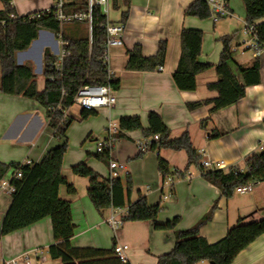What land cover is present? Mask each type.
Here are the masks:
<instances>
[{"label":"crops","instance_id":"1","mask_svg":"<svg viewBox=\"0 0 264 264\" xmlns=\"http://www.w3.org/2000/svg\"><path fill=\"white\" fill-rule=\"evenodd\" d=\"M194 1L139 0L133 6L130 4L129 16L123 23L122 13L118 17H111L112 22L125 25L123 45L110 50L108 64L113 78L120 84L117 90L113 89L117 102L112 109L95 111V119L99 118L100 113L103 115V134L101 132L102 137L99 138L90 127L86 140L95 142L97 147V142L108 138V124L119 125L124 116H139L143 128L147 129L148 114L153 111L162 117L172 139L180 138L188 132L198 153L204 150L205 156L202 159L221 164L222 169L232 166L243 169L246 158L264 146V57L260 58L261 83L248 87L246 96L237 104L213 114H210L211 105L194 111H190L187 105L218 97L217 91L208 88L209 84L218 81L214 68L197 76L195 91H180L174 83L173 74L180 60L181 32L184 29L203 32L199 57L201 63L216 66L223 51L221 39L230 35H235L232 49L238 65L249 67L256 60L254 53L247 49L250 37L245 34L246 8L243 0H229L232 16L219 20H200L185 16V10ZM12 6L17 15L27 16L16 6ZM52 6L53 0H38L36 9L32 12L35 14ZM116 7L119 8L120 4ZM86 32L89 33L86 25L69 24L66 28L67 35L74 38ZM160 41L167 42V57L162 70H126L129 51L141 46L143 55L152 57L157 54ZM63 44L62 34L55 35L48 30H41L29 49L16 55L18 65L33 67L40 92L44 91L46 82L43 76L44 54L49 51L58 58L64 51ZM39 75L42 77L41 85ZM1 76L0 68V85ZM64 115L65 118L71 117L70 109ZM208 118L207 126L202 128L201 123ZM71 126L66 134L68 146ZM215 134L220 136L213 137ZM124 135L126 139H118L110 152L109 163L112 160L130 163L129 167L121 163L125 169L119 177L122 178L124 174L132 179L131 202L144 196L149 205H160L161 212L155 222H127L115 234L107 221L114 215L125 217V213L116 209L99 213L88 197L89 179L72 172L74 166L86 162L102 178L111 179L109 163L108 170L104 173L86 160L91 153L86 156H71L67 151L62 173L74 186L76 193L70 195L63 186L59 194L62 199L71 202L75 225V235L71 240L73 247L112 249L114 243L126 244L129 246L127 263L157 264L160 256L173 250L176 231H186L198 225L215 204L217 208L212 219L199 228L200 235L210 244L225 238L241 218H246L247 222L264 219V183L256 184L250 193L238 194L235 191L231 198L222 197L217 187L202 178L196 166H191L185 172L188 166L185 151L163 149L159 153L150 151L143 154L139 148L146 140L143 132H125ZM62 141L49 126L46 110L41 105L22 96H9L0 91V162L10 164L30 161L38 164L51 149L61 145ZM158 156L168 162L173 173L172 183L162 178L158 169ZM177 173H184V176L179 177ZM10 177L9 175L6 179ZM11 204L12 195L0 189V264L15 258L20 259L21 264H62L60 260H53L48 252L49 247L54 244L52 221L49 217L25 229L2 235L3 222ZM176 217L180 218L176 230L155 229V224H165ZM26 255L30 256L29 260L25 259ZM232 264H264V234L243 250Z\"/></svg>","mask_w":264,"mask_h":264},{"label":"trees","instance_id":"2","mask_svg":"<svg viewBox=\"0 0 264 264\" xmlns=\"http://www.w3.org/2000/svg\"><path fill=\"white\" fill-rule=\"evenodd\" d=\"M246 8V25L253 26L257 40L264 43V0H243ZM0 91L9 96H22L41 105L47 113L49 126L55 131V136L62 141L61 145L51 149L42 162L22 165V163L5 164L0 162V182L10 177V183L15 187L12 194V204L5 216L2 235L25 229L47 217L52 221L54 244L49 247V255L62 264H129L123 263L115 254V243L112 249L75 248L71 240L75 235L71 202L60 197L61 187H66L70 195L76 190L62 173L63 160L68 151L67 131L73 119L65 118V111L75 105L74 100L79 90L86 85L119 88V81L109 78L107 66L102 62L107 32L104 28L107 20L101 10L95 8L92 19V34L86 32L79 37H70L66 33L69 24L86 25V22L62 24L54 15L48 14L40 19H30L28 16L12 19L16 14L12 0H0ZM125 11L122 20L129 16L130 0H122ZM185 16L200 20L211 18L210 8L205 0H195L185 10ZM41 30H48L55 35L62 34L63 49L69 55L63 61L62 72H57L53 63L57 58L49 51L44 54L43 76L46 79L45 89L37 88L36 76L31 65H18L16 55L26 51L32 42L38 38ZM235 35L224 36L221 39L223 51L219 63L204 64L199 62L201 55L203 32L194 29H184L181 32V55L178 67L173 74V80L180 91L192 92L197 89V76L215 69L218 81L208 85L209 90L217 91L214 100L189 103L190 111L211 105L210 114L237 104L246 96L248 87L261 83V62L256 58L249 67L238 65L234 60L232 43ZM167 57V42L160 41L157 54L145 57L141 46H136L128 52L127 71L153 72L163 67ZM96 115L95 111L81 110L80 119L87 120ZM209 118L201 123L205 128ZM121 133L118 139H126L125 132L142 131L146 139H151L149 149L159 153L161 150L185 151L188 156V166H196L202 178L217 187L221 196L231 198L236 189L248 184L264 183V150L248 156L243 169L232 166L228 169H208L202 165V156L194 148L191 137L185 132L180 138L172 139L169 128L157 112L148 114V128L144 129L139 116H124L119 121ZM158 136V140H155ZM219 134L213 137H219ZM97 159L107 161L110 152L96 155ZM158 169L162 178L167 180L172 176L168 162L158 156ZM17 171L22 178L17 179ZM74 175L89 179L88 197L99 213L108 209L127 208L123 217L127 222H155L161 212L160 205H149L147 198L140 196L131 202L133 182L130 176L104 179L91 169L86 162L72 168ZM176 173V172H175ZM174 173V174H175ZM179 177L184 173L178 174ZM216 204L210 213L195 227L186 231H176V244L173 250L158 258L157 264H232L235 258L264 234V219L247 222L241 218L232 227L225 238L215 244H210L199 233L202 224L210 221L216 210ZM180 218L176 217L165 224H155L158 231L176 230Z\"/></svg>","mask_w":264,"mask_h":264},{"label":"built area","instance_id":"3","mask_svg":"<svg viewBox=\"0 0 264 264\" xmlns=\"http://www.w3.org/2000/svg\"><path fill=\"white\" fill-rule=\"evenodd\" d=\"M122 0H53L52 8L47 10L28 15L30 19H40L48 14H53L54 17L60 21L62 24L72 23V22H86L89 33L92 34V19L93 11L95 8L101 10L102 15L106 17V24L104 28L107 32V41L105 44V50L103 53L102 62L107 66L109 71V78H113V74L109 70V60H110V50L114 47H120L123 45V35L125 33V25L122 23H115L111 21L110 13L113 9L118 6ZM210 8L211 18L214 20H219L228 16H232L231 10L229 8V0H205ZM21 16L17 14H12V19H19ZM255 30L253 26L246 25L245 34L250 37V44L247 49L252 51L256 58L260 59L264 55V43H260L256 36L254 35ZM64 45V44H63ZM69 55L66 51H63L57 58L53 66L56 68L57 72H62L63 61ZM162 70V67L160 68ZM117 98L115 91L110 85L106 86H95L86 85L83 86L77 96L75 97L74 103L81 110L96 111L99 109H112L115 107ZM65 119V117H64ZM108 138L97 142V153L102 154L105 151L111 152L118 140V135L121 133L119 125L115 123H109L107 126ZM158 136H155V140H158ZM151 139H146L143 144L140 145L141 153L145 154L150 152L149 144ZM260 150H264V146L260 147ZM199 154L202 158L205 156L204 150H201ZM22 165H32V162H23ZM202 165L205 168L222 169L221 164H213L209 160L202 159ZM109 169L111 172V178H118L125 166L116 161H110ZM17 179L22 178V173L17 171L15 174ZM11 179H3L0 182V189L7 194L12 195L15 192V187L10 183ZM168 182L172 183L173 179L169 177ZM256 184H248L236 189L238 194L250 193ZM118 212L125 213L127 215V208H117ZM108 225L112 228L113 232L117 234L122 228L124 221L123 217H117L116 215L111 216L107 221ZM115 254L123 262L127 263V251L129 246L126 244H115ZM29 255H26L25 259L29 260ZM5 264H21L20 259H11Z\"/></svg>","mask_w":264,"mask_h":264},{"label":"rangeland","instance_id":"4","mask_svg":"<svg viewBox=\"0 0 264 264\" xmlns=\"http://www.w3.org/2000/svg\"><path fill=\"white\" fill-rule=\"evenodd\" d=\"M38 0H12V5L16 6L23 15H31L34 14L32 11L36 9ZM139 0H130L131 5L137 3ZM123 11H125V6L120 3L119 8H114L110 13V17H118ZM209 20V19H208ZM264 55L262 56V58ZM42 83V77L39 75V85ZM100 110V109H99ZM70 115L73 119H75L73 125L69 130V146L68 152H70L71 156H75L77 154H84L86 156L87 153H91L90 157H86V160L93 164L96 169L101 172H107L108 163L107 161L99 160L94 157V154H97L96 143L90 140H86L88 136V131L91 128L95 130V135L101 138L100 133L103 131V115L100 113L99 118L95 119L96 116L90 117V121L80 119V108L77 105H74L70 108ZM103 134V132H102ZM93 154V155H92ZM120 162V161H119ZM129 167L131 164L128 162H120ZM124 171L122 170L121 173ZM122 179H126V175L122 174Z\"/></svg>","mask_w":264,"mask_h":264}]
</instances>
